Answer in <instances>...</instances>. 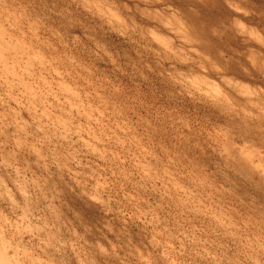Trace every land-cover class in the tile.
<instances>
[{"label": "clouds", "instance_id": "obj_1", "mask_svg": "<svg viewBox=\"0 0 264 264\" xmlns=\"http://www.w3.org/2000/svg\"><path fill=\"white\" fill-rule=\"evenodd\" d=\"M0 264H264V0H0Z\"/></svg>", "mask_w": 264, "mask_h": 264}, {"label": "rangeland", "instance_id": "obj_2", "mask_svg": "<svg viewBox=\"0 0 264 264\" xmlns=\"http://www.w3.org/2000/svg\"><path fill=\"white\" fill-rule=\"evenodd\" d=\"M153 37L154 39L161 41L162 43L164 42L163 38L159 35H156L155 33H153ZM192 83H193V86L197 88H199L201 84L203 83L206 88L205 95L209 96L212 99H215L221 94L220 88L212 82L202 81L200 78H194Z\"/></svg>", "mask_w": 264, "mask_h": 264}]
</instances>
